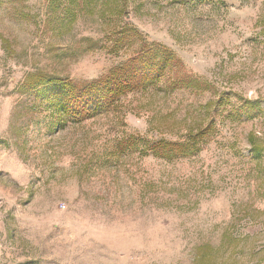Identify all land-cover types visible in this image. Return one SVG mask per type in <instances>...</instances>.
<instances>
[{
	"label": "rangeland",
	"instance_id": "1",
	"mask_svg": "<svg viewBox=\"0 0 264 264\" xmlns=\"http://www.w3.org/2000/svg\"><path fill=\"white\" fill-rule=\"evenodd\" d=\"M150 45L178 66L81 124L19 92L102 80ZM201 132L172 161L118 147ZM262 143L264 0H0V264H264Z\"/></svg>",
	"mask_w": 264,
	"mask_h": 264
},
{
	"label": "trees",
	"instance_id": "2",
	"mask_svg": "<svg viewBox=\"0 0 264 264\" xmlns=\"http://www.w3.org/2000/svg\"><path fill=\"white\" fill-rule=\"evenodd\" d=\"M96 1V0H95ZM115 1V0H109ZM63 0H51L53 12L62 8ZM64 21L73 20L74 12L64 9ZM72 22V21H71ZM70 23V22H69ZM126 38L116 42L121 47ZM175 55L161 45L143 47L139 55L127 64L114 69L110 75L102 80L78 85L68 80L59 79L47 74L36 73L26 78L19 92L35 100L46 103V111L59 118L60 128L68 123L81 124L96 116L108 112L117 98L135 90L137 87L147 88L165 78V73L170 67H177ZM176 65V66H175ZM175 88L198 87V81L191 77H181L173 82ZM258 103L245 101L243 108L248 118H253L260 110ZM204 132L190 136L185 142H170L160 140L152 142L142 138L130 137L119 144V148L126 147L144 155L172 161L178 157L191 156L199 151L198 144L203 141ZM254 139V138H251ZM253 154L261 158L264 154V144H255ZM204 255H199V260H204Z\"/></svg>",
	"mask_w": 264,
	"mask_h": 264
}]
</instances>
